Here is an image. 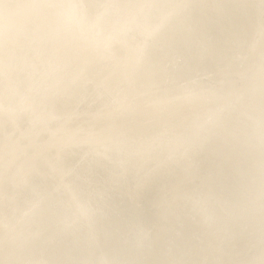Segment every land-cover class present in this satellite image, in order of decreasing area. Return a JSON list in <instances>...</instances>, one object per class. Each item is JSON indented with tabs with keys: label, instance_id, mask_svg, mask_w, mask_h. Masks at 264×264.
<instances>
[{
	"label": "bare ground",
	"instance_id": "obj_1",
	"mask_svg": "<svg viewBox=\"0 0 264 264\" xmlns=\"http://www.w3.org/2000/svg\"><path fill=\"white\" fill-rule=\"evenodd\" d=\"M55 2L89 7L50 13L27 55L21 54L9 74L0 67V261H259L264 251L261 0ZM148 2L190 7L176 10L180 22L170 25L163 39H151L159 13L128 7ZM222 11L243 17L252 37L227 58L214 23ZM174 60L181 62L179 70L169 75L165 66ZM250 72L254 121L239 149L244 178L233 190L215 179L233 163L224 141L201 124L214 106L212 91L225 80L246 91ZM181 90L180 99L144 107L150 96L175 97ZM185 147H190L187 158ZM160 161L167 162L157 167ZM138 185L140 211L132 225L138 235L130 239L122 221L133 206L129 191ZM208 189L213 200L202 212L190 197ZM72 192L98 209L93 228L83 222L59 226ZM34 202L39 210L25 215ZM164 207L172 211L167 219ZM34 231L45 234L43 243L30 241ZM177 233L179 247L165 255V241Z\"/></svg>",
	"mask_w": 264,
	"mask_h": 264
},
{
	"label": "snow or ice",
	"instance_id": "obj_2",
	"mask_svg": "<svg viewBox=\"0 0 264 264\" xmlns=\"http://www.w3.org/2000/svg\"><path fill=\"white\" fill-rule=\"evenodd\" d=\"M87 5L73 3H58L55 0H28L25 3L14 2V0H0V67L3 68L5 74H9L15 61L21 54L27 55L35 45L39 34L41 33L42 21L47 18L50 13L67 12L80 13ZM95 7H104L97 5ZM131 9H151L156 10L159 14L156 22L152 26L149 37L151 39H163L165 32L170 25L180 22L179 14L176 10L187 9L188 4L174 3H156L148 2L128 6ZM224 8V5H218ZM262 16L260 23V35L264 41V0H261ZM20 10H26L27 14L20 16ZM216 25V39L222 45V50L227 54L236 50L247 39L252 42L249 34L250 28L248 22L241 16L234 15L227 11H222L214 20ZM180 60H174L171 65H166L165 70L171 75L179 70ZM249 88L241 90L231 86L229 81L221 82L220 87L214 89L211 95L215 98V103L210 116L201 124V128L205 132H215L219 134L225 144L228 159L232 160L231 170L225 175L220 174L216 179V183L230 187L233 190L239 186L244 178V161L239 151L245 142L246 130L250 132L252 122L254 121V106L252 97V82L254 81V73L248 76ZM260 90H261V139L264 144V59L261 61L260 68ZM184 95L181 90L178 96L170 97L167 95H153L144 101L145 109H151L153 106H162L180 99ZM114 111H118L114 108ZM234 120L235 124L230 125L229 121ZM134 138L129 137L132 141ZM190 147H185L183 156H189ZM167 161H160L157 167L165 164ZM262 190H264V174H262ZM129 199L133 206L128 208L123 217L122 223L125 228V237L135 239L138 232L134 234L132 225L136 221L140 207L136 204L141 199V186H136L129 191ZM213 191L199 190L194 192L190 199L193 204L202 212L208 209L210 201L213 200ZM171 199V197L169 198ZM224 203V202H222ZM40 208L39 202H34L25 215L34 214ZM98 209L88 198L80 196L76 192H72L67 203L66 218L59 222L62 228L70 227L81 222L86 223L89 228H93L96 222ZM164 219L172 215V211L164 207L162 209ZM16 231V225H10V232ZM33 244H41L45 241V234L41 231H34L29 237ZM11 243V241H10ZM180 244V235L177 233L174 237L167 239L162 251L165 255L171 254ZM0 264H77V262L65 261L54 262L46 259H9L0 261ZM82 264V262H81ZM94 264H226V262H207V261H189L182 259H165L151 262H127L115 260H102L94 262ZM234 264H264V251H262L259 261L251 260L244 262H234Z\"/></svg>",
	"mask_w": 264,
	"mask_h": 264
}]
</instances>
